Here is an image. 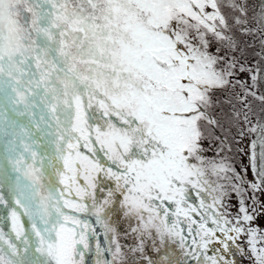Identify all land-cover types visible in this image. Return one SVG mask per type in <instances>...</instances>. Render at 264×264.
<instances>
[{
	"label": "snow or ice",
	"instance_id": "snow-or-ice-1",
	"mask_svg": "<svg viewBox=\"0 0 264 264\" xmlns=\"http://www.w3.org/2000/svg\"><path fill=\"white\" fill-rule=\"evenodd\" d=\"M0 264H264V0H0Z\"/></svg>",
	"mask_w": 264,
	"mask_h": 264
},
{
	"label": "rangeland",
	"instance_id": "rangeland-1",
	"mask_svg": "<svg viewBox=\"0 0 264 264\" xmlns=\"http://www.w3.org/2000/svg\"><path fill=\"white\" fill-rule=\"evenodd\" d=\"M245 260H246V258H245Z\"/></svg>",
	"mask_w": 264,
	"mask_h": 264
}]
</instances>
